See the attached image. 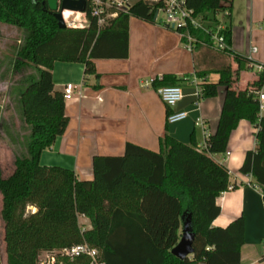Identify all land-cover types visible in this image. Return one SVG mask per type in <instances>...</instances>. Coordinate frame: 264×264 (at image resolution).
<instances>
[{
	"label": "trees",
	"instance_id": "1",
	"mask_svg": "<svg viewBox=\"0 0 264 264\" xmlns=\"http://www.w3.org/2000/svg\"><path fill=\"white\" fill-rule=\"evenodd\" d=\"M231 2L186 0L196 12L226 10L227 15ZM154 13L143 0H135L101 26L90 17L85 26L60 27L47 0H0V21L24 30L14 48L13 68L20 73V112L29 128L12 171L5 176L0 172L7 264H41L42 250L61 254V248L81 241L97 249L100 264H240L244 216L224 226L212 224L220 212L216 197L227 189L229 180L227 167L211 154L225 151L239 119L250 120L257 128L255 147L245 152L239 171L250 174L264 202V114L258 115L254 93L264 81V69L240 87L241 70L253 67L231 46L216 50L208 43H196L193 47L194 74L201 88L198 98L215 95L219 84L225 87L217 124L205 147L198 148L193 137L184 142L167 131L159 136L158 150L126 141L121 154L92 156L91 179H78L67 167L40 163L42 150L51 146L68 122L63 91L54 88V61L82 62L84 74L94 73L95 59L128 56L130 16L153 21ZM226 26L230 45L231 29ZM192 31L206 40L204 32ZM212 72L218 74L215 80L208 76ZM178 80L164 73L152 84H179ZM184 209L192 213L195 236L193 252L179 258L171 247L180 237ZM79 214L90 219L89 228L81 227ZM62 256L56 264H90L86 254L73 259Z\"/></svg>",
	"mask_w": 264,
	"mask_h": 264
},
{
	"label": "crops",
	"instance_id": "2",
	"mask_svg": "<svg viewBox=\"0 0 264 264\" xmlns=\"http://www.w3.org/2000/svg\"><path fill=\"white\" fill-rule=\"evenodd\" d=\"M263 2L249 0V13L263 19ZM230 46L235 52L249 54L250 47L241 50L232 33ZM256 47L251 56L264 63V37ZM196 52L195 48L186 49L179 33L160 17L148 21L133 16L128 22L127 57L97 58L95 72L89 74H84L82 62L55 60L52 67L54 88L63 90L68 82L74 88L71 96L64 99L68 117L66 128L51 146L42 150L40 163L67 167L74 170L78 179H91L92 156L121 154L126 141L158 150L159 136L167 131L184 142L192 137L198 144L203 142L202 127L195 121L201 117L208 132H213L223 96L221 104L220 99L198 98L196 88L200 79L194 74ZM251 70L257 76V72ZM164 73L174 74L182 88L183 95L173 108L188 112L185 118L173 122L166 121L167 106L158 96L156 86L142 82L147 77L160 78ZM255 131L250 120L239 119L230 131L225 151L211 154L227 167L229 183H236L216 197L220 212L212 224L224 226L236 216H244L240 264H264L262 194L257 186L247 183L249 175L239 171L245 152L255 147ZM78 221L82 228L91 226L84 214L78 215Z\"/></svg>",
	"mask_w": 264,
	"mask_h": 264
},
{
	"label": "built area",
	"instance_id": "3",
	"mask_svg": "<svg viewBox=\"0 0 264 264\" xmlns=\"http://www.w3.org/2000/svg\"><path fill=\"white\" fill-rule=\"evenodd\" d=\"M150 5V10L155 9L153 19L161 18V21L175 29L182 38L183 46L192 50L194 45L198 42L208 43L216 50H226L230 47L224 33L225 25L222 20L217 17L219 11L214 12L215 19H207L203 12H196L193 7L186 3V0H143ZM129 0H85L84 10H74L71 8H63L60 10L62 19L67 26L82 27L88 24L90 17L96 19L97 25H103L110 17L115 16L120 9H126ZM60 4V0H58ZM59 8V5H58ZM225 13H227L226 10ZM161 13V14H160ZM79 19V20H78ZM78 21V22H76ZM192 30L204 32L207 37L199 38ZM257 49L256 45H251L249 54L246 55L250 59V65L256 72L264 69V64L256 61L251 56ZM154 78H145L142 82L146 85L152 84ZM74 85L70 82L66 83L63 88L64 98H69L72 94ZM156 92L167 107L170 108L166 114L168 122L177 121L187 116L188 112L185 109H174V105L181 99L183 93L180 84H160L156 86ZM201 88L197 85L196 93L199 95ZM259 102V117L264 114V81L262 85L254 90ZM196 124L202 127L204 133L203 142L199 143L198 148L206 146V138L209 135L205 122L201 117H197ZM251 178L250 174H248ZM247 183L257 186L249 179ZM236 183H229L227 189H231ZM226 189V190H227ZM49 258L45 261L39 259L41 264H56L55 251H48ZM55 252V253H54ZM59 252L73 259L76 256L86 254L90 257V264H100L97 260V249L89 245L86 241L74 243L72 245L63 247ZM39 258V256H38Z\"/></svg>",
	"mask_w": 264,
	"mask_h": 264
},
{
	"label": "rangeland",
	"instance_id": "4",
	"mask_svg": "<svg viewBox=\"0 0 264 264\" xmlns=\"http://www.w3.org/2000/svg\"><path fill=\"white\" fill-rule=\"evenodd\" d=\"M133 1L135 0H129V2ZM248 6L249 0H232L230 15H227L223 10L217 14L222 23L230 27L233 39H235L243 51H246L252 43L259 47L260 41L264 37L263 19L259 18L257 14H250ZM203 15L207 19L214 18V12L212 11L203 12ZM133 16L131 15L130 18ZM23 34L24 30L22 28L0 21V172L3 176L12 171L14 158L23 151L29 132V128L22 120L20 112L18 91L20 73L13 68L14 48L20 43ZM201 44L204 45V43ZM217 75V73L212 72L208 76L211 79ZM255 78L256 73L246 67L241 70L238 85L245 87ZM224 88V85L219 84L215 95L202 99H209L211 101L220 99L221 104ZM3 236V220L0 215V264H7ZM55 257L61 263L62 260L60 259L63 256L56 254ZM48 258V252L42 250L39 254V259L45 261Z\"/></svg>",
	"mask_w": 264,
	"mask_h": 264
},
{
	"label": "water",
	"instance_id": "5",
	"mask_svg": "<svg viewBox=\"0 0 264 264\" xmlns=\"http://www.w3.org/2000/svg\"><path fill=\"white\" fill-rule=\"evenodd\" d=\"M48 7L54 11V16L60 27H65L66 23L62 19L60 10L63 8H71L74 10H84L85 0H47ZM59 5V8H58ZM181 233L178 241L171 247V252L179 257L185 258L193 252V240L195 232L193 229L192 213L188 209H184L180 215Z\"/></svg>",
	"mask_w": 264,
	"mask_h": 264
}]
</instances>
